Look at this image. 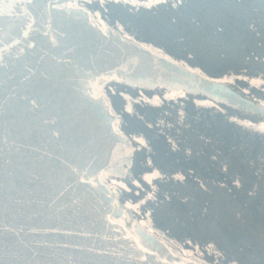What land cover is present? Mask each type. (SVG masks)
<instances>
[{
  "label": "water",
  "instance_id": "95a60500",
  "mask_svg": "<svg viewBox=\"0 0 264 264\" xmlns=\"http://www.w3.org/2000/svg\"><path fill=\"white\" fill-rule=\"evenodd\" d=\"M110 84L208 99L264 125V93L164 56L79 0H4L0 264H213L125 203L119 182H132L138 159L130 132L143 128Z\"/></svg>",
  "mask_w": 264,
  "mask_h": 264
},
{
  "label": "rangeland",
  "instance_id": "374dc122",
  "mask_svg": "<svg viewBox=\"0 0 264 264\" xmlns=\"http://www.w3.org/2000/svg\"><path fill=\"white\" fill-rule=\"evenodd\" d=\"M95 2L96 5L91 7L96 18L99 21L106 19L124 35L174 55L178 52L179 56H183L179 60L186 66L201 68L209 76L232 78L253 96L264 93V0ZM194 19H198L199 23H195ZM215 28L218 32L213 34L212 30ZM221 33L230 35L233 42L228 43ZM212 38L215 39L216 46L210 45ZM219 45L223 48L218 47ZM243 45L248 46V49H243ZM195 49L200 58H190L195 54L192 52ZM254 51L259 57L254 56ZM108 93L122 111L138 120L144 129H133L130 132L136 145L137 165H144L145 169L137 173V178L130 184L119 182L127 193L124 201L136 210L138 207L141 220L149 222L164 234L174 236L173 232H176L180 223V210L163 197L168 188L166 182L159 178L155 182L150 180L149 172L152 167H161L162 171L165 169L169 174L171 169H178L177 165H182L183 162L191 164L195 160L198 164H212L214 160L210 156L213 154L219 165L223 162L234 165L232 171L235 174L243 173L247 176L252 171L247 165H253L255 161L264 162V138L259 146H255L252 133L249 132L247 137H243L240 127L236 130L239 140L235 138L236 134L232 135L230 147L226 148L225 154L222 153L223 141L217 139L205 123L202 130L209 137L197 136L196 126L199 123L194 118L201 115V107L200 101L195 97L181 92L143 93L115 84L108 86ZM189 115L194 118H188ZM235 115L236 119H246ZM201 119L204 120L202 115ZM218 124L220 128V123ZM172 138L177 140L176 144L171 141ZM253 148L256 153L252 152ZM186 154L190 157L189 160ZM255 154L258 156L255 157ZM239 165H245V168L241 169ZM153 183L155 189L160 190V196L152 193ZM175 200L178 201V198ZM167 228H172V231H167ZM239 259L243 263L242 258Z\"/></svg>",
  "mask_w": 264,
  "mask_h": 264
},
{
  "label": "flooded vegetation",
  "instance_id": "af4514ba",
  "mask_svg": "<svg viewBox=\"0 0 264 264\" xmlns=\"http://www.w3.org/2000/svg\"><path fill=\"white\" fill-rule=\"evenodd\" d=\"M83 3L91 10V6L96 5V2L90 0H83ZM186 14L190 15L188 11ZM194 22L199 23L198 19H194ZM217 32V28L212 30L213 34ZM221 35L228 43L233 42L230 35L224 33ZM142 44L184 64L179 60V57L183 56H179L178 52L174 55L152 44ZM210 45L216 46L215 39L212 38ZM218 47L223 48L221 45ZM247 47L243 45V49H248ZM192 52L195 54L190 58L195 56L200 58V55H196L197 49ZM254 56L259 57L256 52ZM192 69L206 74L201 68L194 66ZM218 77L235 81L227 76ZM195 98L200 101L201 115L204 120L196 113L198 117L189 115L188 118H194V121L199 123L198 126L195 125L198 131L197 136L208 138L209 136L202 130L205 124L208 125L215 137L223 141L224 152L222 153L225 154L226 148L230 147L232 135L236 134L235 138L239 140L236 130L240 127L244 133L243 137H247L249 132L252 133L255 137L254 145L259 146L264 138V130L260 128L259 122H253L208 99ZM235 114L246 119L243 121L236 119ZM180 119H183V116H180ZM171 141L175 144L177 142L175 138ZM252 152L256 153V150L253 148ZM186 156L189 160L188 154ZM257 156L255 154V157ZM210 159L214 161L207 165L198 164L195 160H192L191 164L183 162L182 165H177L178 169H171L169 174L165 169L162 171L161 167L154 166L150 169V180L155 182L159 178L166 182L168 188L163 197L169 200L170 204L174 203L180 210V223L176 232H173L174 236L164 234L151 226L149 222L142 221L138 207L137 210L132 207L133 210L138 213L140 220L148 229L168 239L183 255L195 254L213 264H264V162L255 161L253 165H247V168L252 171L245 176L243 173L235 174L232 171L234 165H226L225 162L219 165L213 154ZM239 167L244 169L245 165H239ZM144 169V165H136L134 179L137 178L136 174ZM230 174L232 177L229 176ZM151 191L160 196V190L155 189V183ZM176 197L178 201L175 200ZM166 230L172 231V228ZM238 256L242 258L243 263L239 261Z\"/></svg>",
  "mask_w": 264,
  "mask_h": 264
},
{
  "label": "snow or ice",
  "instance_id": "6c2138e0",
  "mask_svg": "<svg viewBox=\"0 0 264 264\" xmlns=\"http://www.w3.org/2000/svg\"><path fill=\"white\" fill-rule=\"evenodd\" d=\"M0 6H4V0H0ZM260 128L264 130V125H261ZM132 205H129L131 207Z\"/></svg>",
  "mask_w": 264,
  "mask_h": 264
},
{
  "label": "bare ground",
  "instance_id": "6f19581e",
  "mask_svg": "<svg viewBox=\"0 0 264 264\" xmlns=\"http://www.w3.org/2000/svg\"><path fill=\"white\" fill-rule=\"evenodd\" d=\"M79 2H80L83 6H85V4L83 3V0H79Z\"/></svg>",
  "mask_w": 264,
  "mask_h": 264
},
{
  "label": "trees",
  "instance_id": "16d2710c",
  "mask_svg": "<svg viewBox=\"0 0 264 264\" xmlns=\"http://www.w3.org/2000/svg\"><path fill=\"white\" fill-rule=\"evenodd\" d=\"M174 94H176V93H174ZM144 101L146 100V99H143ZM137 102H138V100H137ZM147 103H148V101H146ZM139 103H141V102H139Z\"/></svg>",
  "mask_w": 264,
  "mask_h": 264
}]
</instances>
